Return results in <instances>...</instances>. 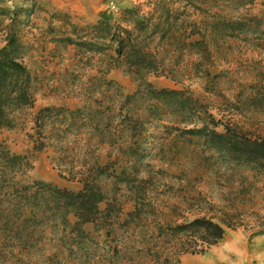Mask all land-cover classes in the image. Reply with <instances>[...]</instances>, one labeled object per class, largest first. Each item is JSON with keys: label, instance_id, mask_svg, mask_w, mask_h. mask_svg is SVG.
<instances>
[{"label": "trees", "instance_id": "1", "mask_svg": "<svg viewBox=\"0 0 264 264\" xmlns=\"http://www.w3.org/2000/svg\"><path fill=\"white\" fill-rule=\"evenodd\" d=\"M177 1L145 0L149 10L139 4L125 9L114 21L73 24L72 32H64L58 39L64 46L74 47L78 65L84 70L82 76L87 78L78 93L82 104L75 109L64 104L43 107L33 119L31 136L36 150H53L52 161L59 177L79 181L82 188L70 190L31 179L32 163L0 142V264H92L85 261V254L96 252L98 246L110 256L109 264L116 255L119 264H135L137 259L147 264L146 260L156 262L157 258L155 251L145 252L144 246L166 240H173L176 250L172 255L180 263L185 254L205 253L232 227L227 220L207 216L180 223L156 222L149 235L151 240H145L140 233L151 228L150 214L154 212L147 189L139 191L142 196L130 198L134 209L123 219L120 198L108 197L100 180L110 175L122 179L124 166L119 175L108 173L121 158L126 157L128 166L134 167L135 156L145 153L139 141L145 123L160 111L169 110L195 118L194 126L184 130L205 138L218 153L242 163L264 162V137L245 134L229 119H216L190 90L157 88L149 79L151 75L179 78L178 73L169 75L166 71V57L157 46L171 40V27L183 13L174 7ZM3 10L0 5V16ZM252 21L264 36V23L256 18ZM209 27L214 29V23ZM194 34L195 29L188 33L189 37ZM186 44L195 48L202 41ZM23 48L11 33L0 46V128L18 127L22 113L36 99L37 76L26 64ZM113 68L131 72L138 81L137 90L124 92L108 77ZM256 78L264 89V70ZM257 86L253 85L254 99L258 96ZM103 148L109 149L111 158L105 164L100 162ZM127 185L131 187L130 182ZM108 199L107 207L100 209V203ZM89 223L93 224V232L85 228ZM138 237L141 249H131ZM51 248L55 249L53 253Z\"/></svg>", "mask_w": 264, "mask_h": 264}, {"label": "rangeland", "instance_id": "2", "mask_svg": "<svg viewBox=\"0 0 264 264\" xmlns=\"http://www.w3.org/2000/svg\"><path fill=\"white\" fill-rule=\"evenodd\" d=\"M195 1L194 5L183 0L174 4L183 13L177 14L179 21L171 27V40L157 45L166 57V71L169 75L178 73L179 78L151 75L149 79L157 88L190 90L202 102L203 109L216 119H229L245 134L264 137V89L256 78L264 70V36L252 21L256 18L264 23V0ZM139 4L144 10L150 9L145 0H128L126 5H119L118 11L109 6L108 0H0L4 9L0 16V46L5 44L8 33L14 34L24 45L22 54L26 64L37 76L33 106L22 113L18 127L0 128V142L32 163L31 179L70 190L82 188L79 181L59 177L52 161L53 150H36L31 136L33 119L43 107L64 104L75 109L82 104L78 93L87 78L82 76L84 70L78 65L74 47H66L58 39L64 32L71 33L73 24H93L100 19L114 21L125 9ZM210 23H214V29L209 27ZM191 29L196 34L189 37ZM197 40L202 41L199 47L186 44ZM108 77L118 82L126 93L137 90L138 81L126 68H113ZM255 84H258L256 99L253 98ZM192 121L195 118L190 115L170 110L149 117L139 139L145 153L135 156L134 167L128 166L130 163L124 157L108 172L119 175L124 166L126 173L122 179L112 175L100 178L108 197L120 198L124 219L134 209L130 198L142 196L139 191L147 189V200L154 212L150 214L153 227L140 233L146 236L145 240H151L149 235L156 222L180 223L199 216L227 220L232 227L226 233L237 231L249 243L254 239L260 242L253 243L245 257L253 260L251 264H264V231L260 232L264 229L261 226L264 224V162L242 163L218 153L205 138L184 130L194 126ZM108 152V148L101 149L102 164L111 159ZM111 157L115 159L114 155ZM109 200L100 203V209L104 210ZM70 220L75 222L76 218L70 215ZM85 228L94 231L91 223ZM136 240L131 249L140 250L141 237ZM146 247L145 252L153 250L157 258L156 262L146 260L147 264H181L182 259L179 263L172 255L176 250L173 240L154 241ZM50 251L53 253L55 249ZM234 251L236 259L238 251ZM85 255V261L92 264L110 261L100 246L96 252ZM222 258V263L232 261ZM111 262L119 264L120 259L116 255ZM135 264L145 263L137 259ZM217 264H221L220 260Z\"/></svg>", "mask_w": 264, "mask_h": 264}, {"label": "crops", "instance_id": "3", "mask_svg": "<svg viewBox=\"0 0 264 264\" xmlns=\"http://www.w3.org/2000/svg\"><path fill=\"white\" fill-rule=\"evenodd\" d=\"M84 1L88 2L93 0H84ZM127 1L128 0H118V5L121 4L124 6L126 5ZM69 4H71L74 7V3L72 1H70ZM253 243L259 244L260 242L257 239H254L253 241H251V243H249V240H247V238H245V236L242 233L237 231H232L231 233L227 232L225 236L217 244L211 246L205 253L183 255L181 258L182 259L181 264H209V263L217 264L219 260H221L220 257H224L226 259L231 258V260H233L235 251L232 248H234L235 246H246V245L251 247Z\"/></svg>", "mask_w": 264, "mask_h": 264}, {"label": "bare ground", "instance_id": "4", "mask_svg": "<svg viewBox=\"0 0 264 264\" xmlns=\"http://www.w3.org/2000/svg\"><path fill=\"white\" fill-rule=\"evenodd\" d=\"M236 244V243H235ZM234 244V245H235ZM246 245V244H245ZM232 247V246H231ZM251 247H253V246H251ZM251 247H249V246H235L234 248H232V249H234V250H236V251H238V254L236 255V259H234V260H232V261H226V260H224L223 261V263H222V257L220 258L221 260H220V263L221 264H251L252 263V261H250L247 257H245V252L248 250V249H250ZM202 259V258H201ZM192 260V259H191ZM210 262V261H209ZM208 262V263H209ZM213 262V261H212ZM209 264H213V263H209Z\"/></svg>", "mask_w": 264, "mask_h": 264}, {"label": "built area", "instance_id": "5", "mask_svg": "<svg viewBox=\"0 0 264 264\" xmlns=\"http://www.w3.org/2000/svg\"><path fill=\"white\" fill-rule=\"evenodd\" d=\"M109 6L114 9L115 11H118L119 5L118 0H108Z\"/></svg>", "mask_w": 264, "mask_h": 264}]
</instances>
